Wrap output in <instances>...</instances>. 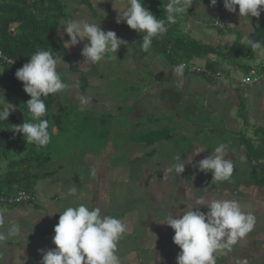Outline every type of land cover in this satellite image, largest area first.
Wrapping results in <instances>:
<instances>
[{
	"label": "crops",
	"instance_id": "crops-1",
	"mask_svg": "<svg viewBox=\"0 0 264 264\" xmlns=\"http://www.w3.org/2000/svg\"><path fill=\"white\" fill-rule=\"evenodd\" d=\"M60 1L64 14L56 34L64 53L57 71L74 88L53 95L50 135L63 144L53 154L52 144L45 146L49 176L36 182L32 202L0 205V232L17 229L0 242V264H40L41 249L55 247L58 212L81 203L128 225L117 247L121 264H177L181 250L163 221L196 207L200 196L237 200L255 217L250 232L216 254V264H264V11L241 18L238 6L229 12L223 0L215 6L193 0L144 51L143 33L117 23L122 0ZM168 2L144 0L157 18L166 17ZM80 18L125 43L99 63L83 64L87 41L65 48L70 38L62 27ZM249 39L261 46L252 48ZM182 62L201 71L175 73ZM251 70L258 80L243 82ZM81 96L87 104L81 105ZM8 101L15 106L10 114L19 116V106ZM220 144L234 164L226 181L198 167ZM196 147L205 150L194 155ZM184 162V172L177 173L174 166ZM73 187L77 192L70 195Z\"/></svg>",
	"mask_w": 264,
	"mask_h": 264
},
{
	"label": "clouds",
	"instance_id": "clouds-1",
	"mask_svg": "<svg viewBox=\"0 0 264 264\" xmlns=\"http://www.w3.org/2000/svg\"><path fill=\"white\" fill-rule=\"evenodd\" d=\"M192 2L169 0L165 8L166 17L157 18L145 7L144 0H122L121 6L115 8L118 10L117 23L124 22L131 29L143 33L140 47L148 51L152 46V38L165 34L168 26L175 24L177 16L188 10ZM210 4L215 6L217 0H210ZM223 5L229 12H236L238 6L241 18H258L264 11V0H223ZM62 27L70 38L65 41V48L87 41L81 50L85 58L83 64L99 63L109 54H116L125 43L114 31H105L96 21L87 18L62 22ZM248 43L252 48L261 46L258 41L250 39ZM58 59L61 58L54 56L53 50H38L15 72L16 78L23 82L24 91L30 96L26 106L32 119L18 124L13 131L21 133L26 143L34 144L37 148L51 143L49 121L45 118L48 113L45 98L74 88V85L64 82L57 71ZM185 67L181 63L174 71L182 74ZM80 103L87 104V98L81 96ZM14 108L9 101L7 104L0 102V121L8 120ZM204 150L203 147H196L194 155ZM226 154L225 145L220 144L212 155L198 162L199 169L211 171L217 181L229 180L234 164L231 159L225 158ZM174 169L179 174L183 173L185 162L176 164ZM76 192L75 187L69 189L70 195ZM194 203L196 207L175 216L171 214L163 221L174 229L172 239L181 250L176 257L177 264H216V254L230 248L250 232L255 217L245 212L240 202L233 199L206 200L200 196L195 198ZM205 206L208 211H201V207ZM58 213L59 220L54 226L52 237L55 247L46 251L41 249L43 254L40 264H121L117 255L118 242L128 231V225L122 219L102 215L99 207L83 203L68 206ZM4 223L5 214L0 212V225ZM15 235V228L9 229L7 233L0 232V242Z\"/></svg>",
	"mask_w": 264,
	"mask_h": 264
},
{
	"label": "trees",
	"instance_id": "trees-1",
	"mask_svg": "<svg viewBox=\"0 0 264 264\" xmlns=\"http://www.w3.org/2000/svg\"><path fill=\"white\" fill-rule=\"evenodd\" d=\"M63 14L60 0H6L0 5V50L17 62L11 66L0 59V101L13 100L20 110L19 116L10 114L8 120L0 121V192H13L14 186L33 190L39 179L49 176L51 157L45 147L28 144L21 133L13 131L32 119L26 106L30 96L15 72L38 50H53L58 58L64 53L56 34ZM12 27L16 34L10 31ZM53 101V95L45 98L49 133Z\"/></svg>",
	"mask_w": 264,
	"mask_h": 264
},
{
	"label": "built area",
	"instance_id": "built-area-1",
	"mask_svg": "<svg viewBox=\"0 0 264 264\" xmlns=\"http://www.w3.org/2000/svg\"><path fill=\"white\" fill-rule=\"evenodd\" d=\"M5 0H0V3ZM12 32H15V29H11ZM0 59H2L3 63L8 64H14V61L11 57L6 56L1 50H0ZM186 65L185 68L189 69V71H201V69L197 66H194L188 62H182ZM209 75L219 76V72H213L209 71L207 72ZM256 74V70H251L249 74L243 78V82L251 83L253 81L258 80V76H254ZM35 193L33 190H27L25 188L14 186L13 192H0V205L2 206H16L21 204H26L32 202L35 198Z\"/></svg>",
	"mask_w": 264,
	"mask_h": 264
},
{
	"label": "rangeland",
	"instance_id": "rangeland-1",
	"mask_svg": "<svg viewBox=\"0 0 264 264\" xmlns=\"http://www.w3.org/2000/svg\"><path fill=\"white\" fill-rule=\"evenodd\" d=\"M73 116H76V114H74ZM53 138H54V137L51 136V143H50V144H52V151H51L52 154H53V153H57V151H55V150L61 148V147H62L61 144H63V142H62L60 136L56 135V137H55L56 139H58V142H57V141H52ZM48 166H49V165H48Z\"/></svg>",
	"mask_w": 264,
	"mask_h": 264
}]
</instances>
